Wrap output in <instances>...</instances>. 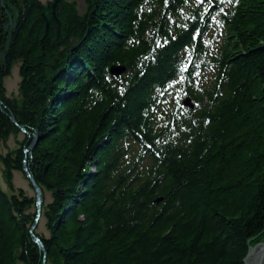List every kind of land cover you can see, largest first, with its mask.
<instances>
[{
  "label": "trees",
  "instance_id": "16d2710c",
  "mask_svg": "<svg viewBox=\"0 0 264 264\" xmlns=\"http://www.w3.org/2000/svg\"><path fill=\"white\" fill-rule=\"evenodd\" d=\"M62 1L56 45L39 1L0 0V264H244L264 240V0ZM15 172L42 190L43 250Z\"/></svg>",
  "mask_w": 264,
  "mask_h": 264
},
{
  "label": "water",
  "instance_id": "95a60500",
  "mask_svg": "<svg viewBox=\"0 0 264 264\" xmlns=\"http://www.w3.org/2000/svg\"><path fill=\"white\" fill-rule=\"evenodd\" d=\"M57 7L60 10L63 8L62 1L61 0H55L50 7H47L43 11L42 17H43V19H44V21L46 23V27L47 28H49V27H53L54 28L55 33H56L55 44L56 45H59L61 23L58 20L57 15H56L55 9ZM124 71H125V69L123 67H111V69H110V73L114 77L120 76ZM183 104L186 105V106H188V107H192V105L190 103V100L188 98L183 102ZM37 141H38V135L36 134L34 136V139L32 141V144L30 145V147L27 150L28 151H32V149L35 146V144L37 143ZM23 171L24 172H27V168L25 167V165H24ZM27 176H28L29 182L31 183V185L33 187V190L35 192L36 205H37V213H38L37 214V217H39L40 210H41V204H42V192H41V189L35 184V182L33 181V179H31L29 177V175H27ZM35 227H36V223H34V225L30 229L31 234H32V230ZM32 237H33L34 242L39 246V248L41 250H43L42 245H41V242L38 239H35V236L33 234H32ZM260 246H264V242L258 243L256 245L250 246L248 248L247 255H246V257H245V259L243 261L244 264H246V259L248 258V256L250 255V253L253 252L256 248H258ZM263 262H264L263 258H260L255 264H262Z\"/></svg>",
  "mask_w": 264,
  "mask_h": 264
},
{
  "label": "rangeland",
  "instance_id": "374dc122",
  "mask_svg": "<svg viewBox=\"0 0 264 264\" xmlns=\"http://www.w3.org/2000/svg\"><path fill=\"white\" fill-rule=\"evenodd\" d=\"M38 1H40L42 4H46L47 2H49V0H38ZM83 1L84 0H74V2L77 5V11L79 14H83L85 11V6H84ZM17 67L19 68V65H16L15 67L12 68L11 75L7 79H5L3 82L4 88H5V93H6L7 97L16 96L18 94V86H19V82H20V77H19V69ZM21 139H22V137L19 136L17 141H20ZM16 145H17L16 140H14L13 138H9L8 142L6 143V146H4L3 144L0 145V153L2 155H5L9 149L15 148ZM13 184H14L15 188L23 189L24 192L28 196H34L32 189H30L28 182L24 179L22 174H18L16 172L14 173ZM0 186L3 190H5V192H7V187H6V185L2 179V166H1V164H0ZM46 200L50 201L49 195L46 196ZM37 231H38V233H41V234H44L47 236V233H46L45 228H44V221L43 220H40V222L38 224ZM35 239H38V238L35 236ZM262 242H264V240Z\"/></svg>",
  "mask_w": 264,
  "mask_h": 264
},
{
  "label": "bare ground",
  "instance_id": "6f19581e",
  "mask_svg": "<svg viewBox=\"0 0 264 264\" xmlns=\"http://www.w3.org/2000/svg\"><path fill=\"white\" fill-rule=\"evenodd\" d=\"M55 38H56V33H55ZM60 38H61V28H60ZM54 42H55V39H54ZM263 253H264V246H260L256 248L253 252L250 253L248 258L246 259V264H255L260 258H263L264 260ZM262 264H264V262Z\"/></svg>",
  "mask_w": 264,
  "mask_h": 264
},
{
  "label": "flooded vegetation",
  "instance_id": "af4514ba",
  "mask_svg": "<svg viewBox=\"0 0 264 264\" xmlns=\"http://www.w3.org/2000/svg\"><path fill=\"white\" fill-rule=\"evenodd\" d=\"M49 4H51V3H49Z\"/></svg>",
  "mask_w": 264,
  "mask_h": 264
}]
</instances>
